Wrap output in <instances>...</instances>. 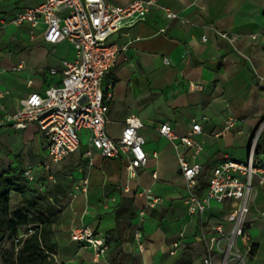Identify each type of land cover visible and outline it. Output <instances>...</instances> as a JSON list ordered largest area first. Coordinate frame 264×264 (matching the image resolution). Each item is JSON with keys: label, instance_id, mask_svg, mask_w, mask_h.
Instances as JSON below:
<instances>
[{"label": "crops", "instance_id": "0c3cea01", "mask_svg": "<svg viewBox=\"0 0 264 264\" xmlns=\"http://www.w3.org/2000/svg\"><path fill=\"white\" fill-rule=\"evenodd\" d=\"M43 1L0 0V17ZM108 1L127 5L136 0ZM162 6L178 17L168 19ZM17 29L20 33L27 30L22 34L21 51L15 53L12 45L1 50V33ZM109 42L121 50L117 65L104 80L105 93L111 92L107 129L117 138L126 119L138 116L145 124L141 133L149 162L131 178L126 154L105 157L83 142L78 151L84 162L78 166L77 189L71 191L54 224L56 257L68 264H205L201 229L223 222L228 230L231 224L224 218L231 202L214 201L203 214L190 212L189 189L177 151L157 127L170 121L178 134L185 135L194 122L202 125V132L195 135L204 146L196 158L203 164L199 194L206 192L212 168L226 156L247 160L254 130L264 117V0H157L144 20L115 32ZM74 54L73 44L48 43L41 29L31 33L26 25H10L0 30V92H4L0 118L20 108L22 98L32 91L58 83L60 75H52L50 68H60ZM19 64L21 69L11 71ZM17 82L23 87H16ZM196 83L201 87L193 86ZM10 106L14 108L8 111ZM262 141L263 150L256 155L264 160V137ZM0 146L14 151L6 157L8 165L30 167V160L47 152V139L37 124L24 129L8 126L0 131ZM182 150L195 160L192 149L183 146ZM21 152L28 161L16 156ZM148 192L160 197L155 206L148 205ZM261 210L264 189L246 220L255 249L247 264H264ZM123 216L127 222H119ZM78 226H89L104 238L107 251L97 254L86 240H74L71 230ZM138 228L141 240L135 237ZM179 239L184 245L170 254ZM238 245L246 252L242 239ZM221 260L222 254L215 253L213 264ZM228 264L238 263L231 260Z\"/></svg>", "mask_w": 264, "mask_h": 264}, {"label": "built area", "instance_id": "2783aa9c", "mask_svg": "<svg viewBox=\"0 0 264 264\" xmlns=\"http://www.w3.org/2000/svg\"><path fill=\"white\" fill-rule=\"evenodd\" d=\"M156 4L157 0H136L127 5H117L108 0H44L37 6L0 17V30L10 25H26L31 33L41 29L48 43L69 41L75 48L74 56L65 58L60 68L49 70L52 75H60L58 83L43 91H32L22 98L20 108L0 118V131L4 126L24 129L37 124L43 132L48 156L40 169L48 179L42 182V186L45 187L49 181L55 182L54 171L58 163L81 149L84 136L92 148L105 157L116 158L126 154L129 157L126 168L131 178L137 175V169L148 165L146 138L141 133L145 124L138 116L131 115L126 119L119 137L109 134L108 99L111 92L105 93L104 80L117 65L121 50L117 44L109 42L110 36L144 20ZM162 9L168 19L178 17L171 8L162 6ZM160 31L165 32L166 29L161 28ZM220 35L232 41L236 39L227 32H220ZM165 61L170 63L168 59ZM22 66L19 64L14 69L19 70ZM201 85L193 84L195 87ZM3 95L4 92H0V97ZM157 130L172 142L177 151L179 166L189 189L190 212L203 214L214 201L231 202L224 218L231 224L228 230L223 222L210 229H201L199 238L207 252L204 263L213 264L214 254L220 252L221 264H228L231 260L247 264L253 246L246 220L257 203L260 189H264V160L256 155L255 143L250 144L247 160L226 156L216 164L211 170L206 192L199 194L197 183L203 164L196 158L204 146L195 135L202 132V125L194 122L189 133L180 135L170 121H164ZM183 146L193 150L195 160L187 158ZM24 168L25 176L35 181L37 177L33 169ZM147 194L148 205L155 206L160 197L151 192ZM260 212L264 215V210ZM71 236L77 241L86 240L97 254L108 249L106 240L97 236L89 226L72 228ZM135 237L141 240L140 228L136 229ZM239 239L246 244V252L239 248ZM183 245L182 239L174 241L170 254H176Z\"/></svg>", "mask_w": 264, "mask_h": 264}, {"label": "trees", "instance_id": "16d2710c", "mask_svg": "<svg viewBox=\"0 0 264 264\" xmlns=\"http://www.w3.org/2000/svg\"><path fill=\"white\" fill-rule=\"evenodd\" d=\"M255 153L260 150L255 148ZM43 175L30 181L22 165L0 171V254L4 264H68L56 257L54 224L61 217L65 199L68 202L73 178L58 180L55 173V182L44 187L42 182L48 178ZM200 184L199 180L198 192ZM15 195L19 200L13 206ZM122 219L127 222V216L119 217V222Z\"/></svg>", "mask_w": 264, "mask_h": 264}, {"label": "rangeland", "instance_id": "374dc122", "mask_svg": "<svg viewBox=\"0 0 264 264\" xmlns=\"http://www.w3.org/2000/svg\"><path fill=\"white\" fill-rule=\"evenodd\" d=\"M22 33H20V30L17 29L15 31H5L1 33V50H4L6 48H10V45H12V48L14 49L15 53H19L22 49V40H24L22 38V34L27 32V30H22ZM6 37V38H5ZM35 57H32L30 59L31 62H34ZM16 71L14 68L11 69V71ZM16 87H23V83H15ZM14 107H11L8 109V111L12 110ZM4 127H8V126H4ZM119 127L115 128V131L118 132L119 131ZM6 131V129H5ZM264 137V117L261 119V121L259 122V124L257 125V127L254 130L253 136H252V141L250 144H252V142L255 143V148L259 149L260 151L263 150V147H261L260 145L262 144V138ZM84 142H87L86 136H84ZM2 148V149H1ZM4 146H0V171L5 170L9 167L8 165V160L6 159V157L10 154L13 153V150H10V148H5L4 150ZM25 149V148H24ZM23 149V150H24ZM264 155V154H263ZM16 156L19 157V159L21 160V162H26L28 161L27 159H25L22 155V152L20 154L16 153ZM48 156V152L46 151H42L41 155H38L37 157L34 158V160H30L29 162L32 163L30 166L33 169V172L35 174V176L38 177H42L43 173L40 171L41 164L47 159L46 157ZM92 156V155H90ZM247 156H245L246 159ZM83 155L80 152H75V153H71L67 156H65L57 165L56 169H55V173H57V177L58 180H64V179H72V185H71V191L77 189L76 187V181L78 179V174H77V170H78V166L81 162H84L83 159ZM45 176V175H43ZM44 178V177H43ZM19 200L18 195L14 196V199L12 201L13 206H15L17 204ZM65 204L67 203V199H65ZM6 247L9 246V244L5 245ZM0 264H4L2 256L0 254Z\"/></svg>", "mask_w": 264, "mask_h": 264}]
</instances>
